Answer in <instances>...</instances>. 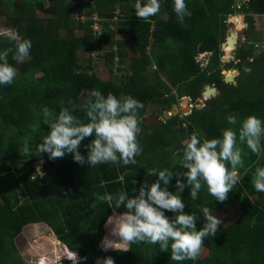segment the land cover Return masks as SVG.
I'll list each match as a JSON object with an SVG mask.
<instances>
[{"label": "trees", "instance_id": "obj_1", "mask_svg": "<svg viewBox=\"0 0 264 264\" xmlns=\"http://www.w3.org/2000/svg\"><path fill=\"white\" fill-rule=\"evenodd\" d=\"M185 3L191 15L180 23L173 0H160L159 13L147 21L135 15V0H0L2 24L32 41L29 57L17 63L12 58L14 43L0 36V52L12 48L8 62L17 69L11 85H0V264H26L15 237L27 224L37 229L45 226L67 250L86 257L79 264H95L97 257L106 256L115 264H264V192H257L251 183L255 168L264 166V139L259 157L237 142L246 153L242 155L244 166L238 168L240 182L225 202L215 201L203 185L196 200L191 198L189 187L181 193L184 211L198 216L197 230L204 222L203 213L198 211L201 206L214 212L234 204L238 210L230 223L219 226L215 237L204 238L195 261H173L171 249L161 252L158 244L132 243L128 251H102L98 247L111 230L112 218L125 209L110 207L94 194L126 191L131 196L132 189H138L144 180L151 184L158 179L148 176L152 169L186 171L180 168L176 155L182 142L194 131L201 141L220 138L225 128L235 127L238 132L239 123L228 124V115L237 116L238 121L248 115L264 120V52L253 54L257 38L251 34L239 41L243 26L236 16L230 17L233 26L226 24L228 14L239 10L247 26L254 27L251 15H264V0ZM91 16L97 17L99 35L92 31ZM225 39L224 59L234 45L238 48L228 62L238 72L237 78L244 75L242 82H236L237 78L224 81L226 75L220 73V43ZM204 51L208 52L207 60L200 66L195 57ZM92 62L102 64L105 77ZM245 67L251 72H245ZM120 68L123 73L110 77L112 69ZM206 86L214 92L202 99V105L191 106L188 114L177 113L139 133L137 140L143 151L135 165L81 166L71 154L52 161L47 154L36 153L37 145L48 134L44 107L58 114L62 103L69 108L75 105L72 114L86 122V101L93 89L105 96L109 92L117 97L131 95L143 104L138 109L140 125L146 105L168 108L181 96L192 103ZM93 138L81 142L79 150L85 157V145ZM25 142L28 152L24 151ZM175 183L173 176L169 191H176ZM165 215L173 219L175 214L165 211ZM58 262L69 264L60 252Z\"/></svg>", "mask_w": 264, "mask_h": 264}, {"label": "clouds", "instance_id": "obj_2", "mask_svg": "<svg viewBox=\"0 0 264 264\" xmlns=\"http://www.w3.org/2000/svg\"><path fill=\"white\" fill-rule=\"evenodd\" d=\"M160 8V0H135L134 4L135 15L145 21L159 13ZM173 10L180 23L191 15L185 0H173ZM0 36L14 43L12 58L17 63H23L29 57L32 41L22 37L18 30L0 28ZM220 50L223 52V48ZM12 51V48H7L0 52V85H11L17 76V69L8 62V55ZM244 71L250 73L251 69L245 67ZM71 103L69 101L70 105ZM142 107L143 104L131 95L122 94L117 97L109 92L105 96L98 89H93L86 101V122L72 114L75 105L69 108L62 103L58 114L44 107L43 123L48 127V134L37 145L36 153L41 156L47 154L52 161L71 154L73 161L81 166L104 163L135 165L137 156L143 151L137 140L141 131L137 118L138 109ZM226 119L233 126L239 123L238 132L235 127L225 128L222 129L220 138L201 141L199 134L194 131L182 142L183 147L177 150L176 155L180 159V168L186 171L152 169L148 176H157L158 179L151 184L144 180L138 189H132L134 194L131 196L126 191L94 194L110 207L114 205L117 209H125L111 223L110 236L117 239L109 236L102 238L98 245L102 251L116 248L128 251V246L132 243H147L158 244L161 252H169L170 248V259L173 261H195L199 257L204 238L216 236L222 219L213 215L208 207L201 206L198 211L203 213L204 222L197 230L198 216L184 211L181 193L189 187L191 198L196 200L203 185L215 201L225 202L229 193L240 182L238 168L244 166L242 155L246 153L237 146V142L246 145L259 157L261 141L264 139V120L256 115H248L240 121L235 115H228ZM93 136L91 142L85 145V157L79 150L81 142ZM24 151H29L27 142L24 144ZM173 176L176 177L175 192L168 190ZM251 183L257 192H264V166L255 168ZM165 211L174 213V218L169 219ZM65 250V253H69L66 256L69 264H79L80 260L86 259L74 251ZM45 262L46 257L42 255L37 259L27 260L26 264ZM95 264H115V261L110 256L97 257Z\"/></svg>", "mask_w": 264, "mask_h": 264}, {"label": "rangeland", "instance_id": "obj_3", "mask_svg": "<svg viewBox=\"0 0 264 264\" xmlns=\"http://www.w3.org/2000/svg\"><path fill=\"white\" fill-rule=\"evenodd\" d=\"M235 3L237 5H239L238 1H236ZM235 9H237V8H235ZM38 14H40V13H38ZM242 14L243 13L240 12L239 10H234L232 13L228 14V19L226 18L228 23H226V24H228V25L231 24L229 22V21H231L230 17L236 16L237 21L241 22L242 25H244V23H243L244 14L243 15ZM163 15L164 14H162V16ZM251 17H252V22H253L254 27L247 26L245 28V26H243L245 31L243 32L242 31L243 29L239 30V41L240 42L244 41L248 36H250V34L254 38L256 37L257 41L255 42L256 46H254V53L257 54L260 51L264 52V15H251ZM2 21H3V18H0V28H7V27H5L4 24H2ZM228 25H226V26H228ZM254 30L257 32H255V34H252V32ZM237 49L238 48H235V46H234V48L230 51L229 55L225 59H222L220 57V60L222 62L220 72H222V74L224 73L227 77L228 76L231 77L232 79L237 78L238 72L232 68V66H231L232 64L230 65L228 61L233 59L234 55L237 53ZM147 52H149V49ZM222 53L224 55L225 51H223ZM223 55H221V56H223ZM80 57H81V55H80ZM93 57H94V55L91 54L92 59H93ZM198 57H200L199 60H204V61L207 60V54H206V56L205 55H203L202 57L197 56V58ZM97 59H98V61L100 60L99 58H97ZM94 61H97V60H94ZM91 64L95 65L94 67L96 69L99 68L98 73L102 77L106 76V73L102 72L103 70H102V64L101 63L98 64L97 62L96 63L92 62ZM123 71H124L123 68H120L118 70L112 69L110 71L111 72L110 77H115V76L117 77L118 75L123 73ZM35 75H37V74H35ZM243 76L240 75L237 78L236 82L238 81V79H239V82H242L244 80ZM248 81L249 80L247 78L246 82L249 83ZM203 98L205 99L206 96H203ZM191 101H192V103H188L189 105H187L188 106V109H187V107L185 108L186 105L184 104V102L181 103L180 99L177 100L176 104H179L181 109L184 108L182 110L180 109L181 111L178 112L179 114H181L180 116L188 114L190 109H191V106H193V103L194 102L197 103L196 99H191ZM203 101L204 100H201L200 105H202ZM185 103H187V102L185 101ZM146 113H147V111L144 113V116ZM156 113L160 114V111H157ZM237 212H238V210L236 208V205L226 204L225 206H223V207L215 210L214 212H212V214L216 215L217 217L222 219L221 225H226V224L230 223L235 218ZM114 218L115 217H113L112 220H114ZM106 236H109V238L117 239V238L111 237L110 232H108L106 234ZM15 244H16V247L18 249V253H19L20 257L23 259V261L25 263L29 259H37L43 255L46 257L45 264H59V262L56 263V261L58 260L59 252H60V254L64 253V255L67 257L69 255L68 252L65 254L66 250H65L64 246L57 241V239L54 237L53 233L49 229H47L45 226H43V227L40 226L37 229V227L33 224L25 225L21 229L20 233L15 237ZM61 247H62V252L60 251Z\"/></svg>", "mask_w": 264, "mask_h": 264}, {"label": "water", "instance_id": "obj_4", "mask_svg": "<svg viewBox=\"0 0 264 264\" xmlns=\"http://www.w3.org/2000/svg\"><path fill=\"white\" fill-rule=\"evenodd\" d=\"M226 41L227 40L225 39V43H226ZM223 46H224V43L221 42L220 43V48H223ZM221 58L224 59L223 56H221ZM221 74H222V72H221ZM225 78H228V79H225ZM223 79L225 81H228V80H231L232 78L229 77V76L228 77L225 76V77H223ZM213 92H214V88H210V87H207L206 86L204 88V91L201 94V97L199 99H197V103L196 102L193 103V106L194 107L199 106L200 103H201V100L203 99V96H207L208 94H211ZM185 100H186L185 98L181 99V103L184 102V104L186 105L185 108L187 107V109H188V106H187L188 103H185ZM149 108L150 109H156V106L153 105V106H150ZM180 109H181V107H178L175 103H173V104L170 105V108L169 109H166V108L162 109V112L160 113V116H158V115H156V114L153 113L152 117H149L147 119H144V118L141 119L142 120L141 122H143V125L140 126V129H141L140 133L142 131H145L147 129V127L149 126V121H151L152 125L154 126L155 124L160 123L162 120L168 119L170 116H173V115L177 114L183 108L181 110Z\"/></svg>", "mask_w": 264, "mask_h": 264}, {"label": "flooded vegetation", "instance_id": "obj_5", "mask_svg": "<svg viewBox=\"0 0 264 264\" xmlns=\"http://www.w3.org/2000/svg\"><path fill=\"white\" fill-rule=\"evenodd\" d=\"M243 15V14H242ZM244 17V16H243ZM230 23H233V21H229ZM226 23H228L227 22V19H226ZM243 23H244V25H242V26H245V28H246V26H247V23H246V21L244 20V18H243ZM234 24V23H233ZM233 24H231L232 26H233ZM243 29H244V27H243ZM177 103V102H176ZM175 103V104H176ZM178 107H180V105L179 104H176ZM150 106H153V105H146L145 107H146V111H147V113L145 114V116L143 115L141 118H140V125L139 126H142L143 125V122H141L142 120L141 119H147V118H149V117H152V115H153V113L154 114H156V115H158V116H160V114H158V113H156L157 111H160V113L162 112V109H164V108H166V107H164V108H159L158 106H156V109H150L149 107ZM170 107H168V108H166V109H169ZM148 109V110H147ZM145 124V123H144ZM150 125H152V123H151V121H149V126ZM148 126V127H149ZM147 127V128H148Z\"/></svg>", "mask_w": 264, "mask_h": 264}, {"label": "built area", "instance_id": "obj_6", "mask_svg": "<svg viewBox=\"0 0 264 264\" xmlns=\"http://www.w3.org/2000/svg\"><path fill=\"white\" fill-rule=\"evenodd\" d=\"M91 19L93 20V22H92V31L93 32H95V33H97L98 35L101 33V31L99 30V26H98V24H97V17L96 16H91ZM151 29V28H150ZM147 44L145 45V47H144V51L146 52V53H148L147 51H148V49H149V43H150V41H151V37H150V35L148 36V39H147ZM189 105V104H188Z\"/></svg>", "mask_w": 264, "mask_h": 264}, {"label": "crops", "instance_id": "obj_7", "mask_svg": "<svg viewBox=\"0 0 264 264\" xmlns=\"http://www.w3.org/2000/svg\"><path fill=\"white\" fill-rule=\"evenodd\" d=\"M163 16H164V15H163ZM223 43H224V45L226 44V43H225V40L223 41ZM254 46H256V44H255ZM252 52H253V54H254V51H253V50H252ZM200 54H201V55H200ZM206 54L208 55V52L204 51V52H202V53H198L197 56H201V57H202L203 55L206 56ZM197 56L195 57V60L198 62V64H199L200 66H203V65L206 63V61H204V60H199L200 57L197 58ZM221 63H222V62H221ZM201 64H202V65H201ZM220 73H221V72H220ZM223 77H225V76L223 75ZM225 79H228V78H225ZM224 81H225V80H224ZM183 98H185V99H186L185 101L188 103L189 98H188L187 96H181V97H180V100L183 99Z\"/></svg>", "mask_w": 264, "mask_h": 264}, {"label": "bare ground", "instance_id": "obj_8", "mask_svg": "<svg viewBox=\"0 0 264 264\" xmlns=\"http://www.w3.org/2000/svg\"><path fill=\"white\" fill-rule=\"evenodd\" d=\"M224 74V73H223ZM184 109V108H183Z\"/></svg>", "mask_w": 264, "mask_h": 264}]
</instances>
